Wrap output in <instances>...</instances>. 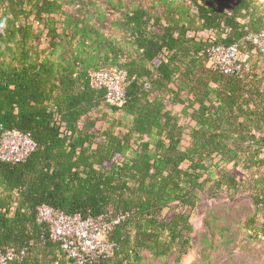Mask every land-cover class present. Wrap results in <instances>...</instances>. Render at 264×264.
<instances>
[{
  "label": "trees",
  "instance_id": "1",
  "mask_svg": "<svg viewBox=\"0 0 264 264\" xmlns=\"http://www.w3.org/2000/svg\"><path fill=\"white\" fill-rule=\"evenodd\" d=\"M109 4L120 37H108L89 7L73 14L58 0H0V136L2 125L37 142L25 162H0V249H17L10 264H74L37 221L48 204L83 217L128 214L109 236L114 255L95 264H147L145 253L180 261L193 246L189 210L202 193L224 190L250 191L247 228L260 238L264 173L245 183L235 171L264 170V74L253 63L264 54L251 55V76L224 75L200 55L211 43L190 33L212 30L215 43L251 52L244 40L264 30V0ZM109 67L128 73L122 107L90 84ZM105 106L120 116L93 118Z\"/></svg>",
  "mask_w": 264,
  "mask_h": 264
},
{
  "label": "built area",
  "instance_id": "2",
  "mask_svg": "<svg viewBox=\"0 0 264 264\" xmlns=\"http://www.w3.org/2000/svg\"><path fill=\"white\" fill-rule=\"evenodd\" d=\"M190 36L197 40L208 41L211 45L205 55L207 66L224 75L237 77L251 76V55L264 54V30L249 32L245 42L252 45L251 52L242 51L240 44L215 43L217 36L212 30L192 32ZM226 38V34H223ZM130 83L127 71L118 67L103 68L90 75V84L94 89H105L106 101L122 107L126 103V91ZM63 125H65L63 123ZM0 162H25L37 149V142L31 133L1 125ZM128 214L100 215L83 217L81 214H67L48 204L37 209V221L47 227L48 237L61 244L74 264H95L114 255L116 245L109 236L115 225L123 221ZM25 250L21 251L24 254ZM18 251L14 247L0 249V264H10Z\"/></svg>",
  "mask_w": 264,
  "mask_h": 264
},
{
  "label": "rangeland",
  "instance_id": "3",
  "mask_svg": "<svg viewBox=\"0 0 264 264\" xmlns=\"http://www.w3.org/2000/svg\"><path fill=\"white\" fill-rule=\"evenodd\" d=\"M141 1L150 2V0ZM58 2L63 3L62 9L65 12L73 14L78 12L79 7H89L92 21L101 17L106 24L105 33L108 37H120L119 32L110 27L112 21L119 16L110 7L109 0H58ZM56 18L63 19L64 16L57 15ZM253 63L257 75L264 74V61L261 57L254 58ZM172 111L180 116L183 123H186L187 118L185 119L181 113L182 106H173ZM92 115L93 118L104 119L105 122L109 118L117 119L120 113L113 114L105 106L101 112L96 111ZM103 121H99L96 126L99 130L105 127ZM263 173L262 169L249 171L238 168L235 171L237 179L245 183H248L254 175ZM189 211L194 230L193 246L188 254L184 255L180 261H176L177 252L163 259H154L149 253H145L147 264H264L262 215L257 216L256 223L260 238H253V231L247 228L250 226L249 218L255 214L250 191L243 190L237 195H231L224 190L217 196L205 192L201 194L197 206ZM166 213H168L167 210Z\"/></svg>",
  "mask_w": 264,
  "mask_h": 264
}]
</instances>
